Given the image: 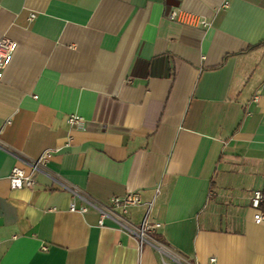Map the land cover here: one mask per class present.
Returning <instances> with one entry per match:
<instances>
[{
  "label": "crops",
  "instance_id": "0c3cea01",
  "mask_svg": "<svg viewBox=\"0 0 264 264\" xmlns=\"http://www.w3.org/2000/svg\"><path fill=\"white\" fill-rule=\"evenodd\" d=\"M3 37L0 264H164L71 210L158 188L153 236L189 264H264V0H0ZM46 149L55 178L13 188Z\"/></svg>",
  "mask_w": 264,
  "mask_h": 264
},
{
  "label": "built area",
  "instance_id": "2783aa9c",
  "mask_svg": "<svg viewBox=\"0 0 264 264\" xmlns=\"http://www.w3.org/2000/svg\"><path fill=\"white\" fill-rule=\"evenodd\" d=\"M174 14L175 12H172L169 15L173 17ZM33 16L34 15H32V17ZM203 23L205 25L208 24L206 21ZM17 45L18 43L16 41L8 37L0 39V79L5 67L10 62L11 56L16 50ZM68 122L71 126L77 129L86 128V119L79 114H69ZM52 153V149H46L38 159L31 160V171L29 173L19 166H14L10 174L11 186L13 188L34 187L37 182L36 176L41 171H46L49 175L55 178L49 167ZM72 191L76 193V190ZM159 192L160 189L158 188L154 197L148 201L143 200L140 192H130L124 196H113L108 205H100L87 201V204L77 207L75 203H72L71 210L86 212L89 210V207H93L100 213V224H105L107 219L111 220L121 231L134 237L138 241L140 252L145 245H150L168 258L164 259V264H189L180 254L167 248L162 242L153 236V233L162 226V224L159 221L154 220L152 216L153 205ZM263 200L264 192L262 190H256L252 198V206L257 211L255 214L256 223L264 222V211L261 207ZM135 206L145 207L144 216L139 223H135L130 219V209ZM210 261L216 262V258L212 257Z\"/></svg>",
  "mask_w": 264,
  "mask_h": 264
},
{
  "label": "trees",
  "instance_id": "16d2710c",
  "mask_svg": "<svg viewBox=\"0 0 264 264\" xmlns=\"http://www.w3.org/2000/svg\"><path fill=\"white\" fill-rule=\"evenodd\" d=\"M261 207L264 208V200H263V202H262V204H261Z\"/></svg>",
  "mask_w": 264,
  "mask_h": 264
}]
</instances>
